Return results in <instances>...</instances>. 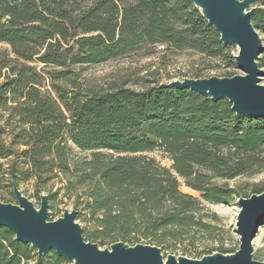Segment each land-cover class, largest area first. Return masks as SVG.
I'll return each instance as SVG.
<instances>
[{"label":"trees","instance_id":"1","mask_svg":"<svg viewBox=\"0 0 264 264\" xmlns=\"http://www.w3.org/2000/svg\"><path fill=\"white\" fill-rule=\"evenodd\" d=\"M253 7L264 34V0ZM158 46L198 55L185 78L236 75L230 47L188 0H0V201L14 203L13 186L31 184L39 204L48 196L49 220L57 203L71 205L84 239L100 247L163 252L187 242L183 251L198 258L235 252L222 244L196 250L194 233L214 227L178 179L210 204L263 192L264 184L247 193L217 181L264 172V117L157 82L134 89L83 78L87 67L149 57ZM257 61L264 75V51ZM0 264L69 263L53 251L39 257L0 227Z\"/></svg>","mask_w":264,"mask_h":264},{"label":"water","instance_id":"2","mask_svg":"<svg viewBox=\"0 0 264 264\" xmlns=\"http://www.w3.org/2000/svg\"><path fill=\"white\" fill-rule=\"evenodd\" d=\"M208 25L219 34L226 47H236L234 62L242 74L232 77L211 76L201 79L171 80L159 88L189 89L213 102L227 100L236 115L264 117V85L258 58L264 51L259 32L252 23L255 0H188ZM12 193L16 204L0 202V227L8 229L15 240L30 245L39 257L53 251L69 264H264L253 258V238L264 218V191L239 198L235 232L239 248L233 253L204 255L199 259L163 256L159 247L148 244L131 246L116 242L100 249L86 241L76 222V211L65 209L61 217L49 220L46 194L40 195L39 207L25 197L18 187Z\"/></svg>","mask_w":264,"mask_h":264},{"label":"rangeland","instance_id":"3","mask_svg":"<svg viewBox=\"0 0 264 264\" xmlns=\"http://www.w3.org/2000/svg\"><path fill=\"white\" fill-rule=\"evenodd\" d=\"M259 35L264 46V34L259 32ZM230 49L232 55L237 54L236 47L232 46ZM198 58V55L192 51H183L174 54L170 52V50L164 49L163 46H158L156 47L154 54L149 57L130 55L104 64L87 67L83 72V78L93 80L96 83H107L110 81L117 82L125 80L128 81L127 85L129 87L141 89L146 86L154 85L156 82L166 83L171 80L184 79L185 77L183 75L186 74L190 69L196 67ZM217 65H219V67L224 66V64L221 62H218ZM219 73L220 72L217 71L209 72V74L212 76H217ZM238 74H242V72L237 69L236 75ZM260 84L264 85V75H261ZM75 151L79 155H85L84 153H80L77 150ZM149 156L158 161L162 166H165L166 168L171 167L172 163L170 159L162 151H154L149 153ZM178 181L179 189L182 193L195 197L200 201L201 205L203 206V210L199 215L203 217V221L210 223V225L214 227L212 234L210 235L202 232L194 233V236L196 237L194 247L196 250L199 251L206 249L207 251L208 248L217 247L220 244L224 245L226 249L235 251L238 250L240 237L235 232L236 216L239 211L237 201H234L229 206L225 204L207 203L201 199L198 192L186 187L181 178H179ZM217 183H226L230 187H236L249 193L248 191L252 185L264 184V172L256 174L252 177H239L228 181L218 180ZM19 190L36 207H39V201L35 197L31 184L22 185L19 187ZM0 202L5 203L4 201ZM12 204H16V200ZM65 209L73 208L71 205L57 203L55 205V218L52 220L61 217ZM49 213H51V211ZM48 218L53 217H49L48 214ZM76 222L83 229L84 225L78 220H76ZM252 244L254 252L253 258L264 263V221L258 228L253 238ZM187 245V242L180 243L176 246V248L163 251L162 254L164 257L167 255H174L176 257L185 256L191 259H199L197 256L189 255L183 251ZM99 248L105 249L109 248V246H99Z\"/></svg>","mask_w":264,"mask_h":264}]
</instances>
